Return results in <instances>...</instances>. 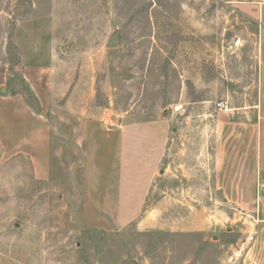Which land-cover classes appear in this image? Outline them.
<instances>
[{"label": "rangeland", "instance_id": "obj_1", "mask_svg": "<svg viewBox=\"0 0 264 264\" xmlns=\"http://www.w3.org/2000/svg\"><path fill=\"white\" fill-rule=\"evenodd\" d=\"M258 1L0 0V97L46 123L0 113V264L239 263L251 218L216 189V124L257 98ZM132 125L166 141L141 196L120 181Z\"/></svg>", "mask_w": 264, "mask_h": 264}, {"label": "crops", "instance_id": "obj_2", "mask_svg": "<svg viewBox=\"0 0 264 264\" xmlns=\"http://www.w3.org/2000/svg\"><path fill=\"white\" fill-rule=\"evenodd\" d=\"M241 8L250 15L244 16L247 22L244 36L252 41L254 39L256 43L257 98L244 110L240 107L231 109L225 121L227 123L216 124V189L222 191L230 200L241 203L251 218V235L244 240L245 249L238 264H264V0L254 5L244 3ZM34 85L33 89L37 88ZM55 95L54 100L61 97ZM0 104L1 108L3 106L0 113L10 110L19 116L21 111L26 120L37 117L45 123L44 116L37 113L22 96L0 97ZM70 110L59 101V106L54 107V115ZM240 111L244 114L250 113L251 117L243 121L233 120L235 113ZM69 115L76 117L77 114ZM61 119L58 121H62ZM145 129L142 125L125 126L120 130L121 139L118 140L117 151L119 156L124 155V159H120V181L126 180L129 187L135 184L133 190L139 196L156 189L153 184L158 173L167 174V169L162 168L166 141L156 126L149 125L148 131ZM48 130L49 127H46L43 130L45 135L42 133L46 147L50 133ZM63 137L68 139L66 134ZM112 211L118 212L117 209ZM125 211L132 213L137 210L130 208Z\"/></svg>", "mask_w": 264, "mask_h": 264}, {"label": "built area", "instance_id": "obj_3", "mask_svg": "<svg viewBox=\"0 0 264 264\" xmlns=\"http://www.w3.org/2000/svg\"><path fill=\"white\" fill-rule=\"evenodd\" d=\"M220 107H225V104L223 102L218 103Z\"/></svg>", "mask_w": 264, "mask_h": 264}, {"label": "water", "instance_id": "obj_4", "mask_svg": "<svg viewBox=\"0 0 264 264\" xmlns=\"http://www.w3.org/2000/svg\"><path fill=\"white\" fill-rule=\"evenodd\" d=\"M3 90H5V88H3Z\"/></svg>", "mask_w": 264, "mask_h": 264}]
</instances>
